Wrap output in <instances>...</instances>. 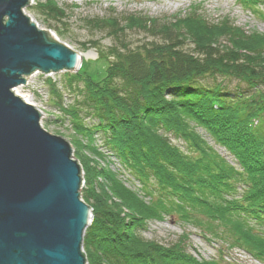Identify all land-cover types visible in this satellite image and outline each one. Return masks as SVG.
I'll return each mask as SVG.
<instances>
[{"label":"trees","instance_id":"trees-1","mask_svg":"<svg viewBox=\"0 0 264 264\" xmlns=\"http://www.w3.org/2000/svg\"><path fill=\"white\" fill-rule=\"evenodd\" d=\"M30 8L53 28L65 16L51 0H34ZM132 20L119 21L114 15L90 19L113 39L109 47L92 46L105 62V77L97 83L84 74L65 71L60 81L44 80L48 92L75 132L89 139L100 132L104 144L148 185L154 197L139 216L161 219L169 215L191 221L224 236L228 244L242 247L264 264V90L260 89L264 40L248 35L259 50L246 47L245 54L213 41V45L207 42L194 49L195 40L176 35L174 24L168 22L166 28L156 30L143 18ZM216 24V29H224L216 34L217 40L229 35V42L244 38V32L228 22ZM137 26L150 32L151 40L127 43L125 29ZM65 92L74 101L63 107ZM84 120L88 125L82 124ZM196 125L218 142L234 146L231 150L242 170H233L218 156L196 133ZM166 132L182 138L188 151L170 143ZM76 152L79 156L78 148ZM79 161L85 179L81 196L92 209L83 248L98 256V261L87 257L88 264H221L195 261L184 241L165 246L144 239L138 232L143 218H121L116 205L101 199L103 187L95 192L90 163L81 156ZM261 162L263 166L253 165ZM238 185L241 197L235 194ZM227 195H234V200H227ZM251 221L259 226V233Z\"/></svg>","mask_w":264,"mask_h":264},{"label":"rangeland","instance_id":"rangeland-1","mask_svg":"<svg viewBox=\"0 0 264 264\" xmlns=\"http://www.w3.org/2000/svg\"><path fill=\"white\" fill-rule=\"evenodd\" d=\"M51 2L59 9H62L65 14L62 23L54 24L55 28L48 25L47 22L42 20L41 16L30 8L34 4V0H30L29 5L24 8V13L40 29L47 30L55 40L77 52L81 56V64L75 72L84 74L97 83H100L105 77L106 69L105 62L98 58V54L92 46L97 44L99 48L109 47L113 44V39L106 31L97 29L89 22L93 18H107L110 15L116 16L119 21L126 18H131L133 19L132 21L143 18V20L147 21L146 25H150V28L154 25L156 30H163L169 22L174 24L173 27H170L173 28L171 29L176 35L179 32L181 35H189V38L195 40L194 49L200 48L201 45L207 42L213 45V41L216 45L220 44L219 47L225 46L228 49L232 47L233 50L238 49L239 53L245 54L246 47L248 50L256 47L255 44L253 45L250 42L253 38L249 37L250 35L264 40V0H253V2L249 3L245 2V0H51ZM218 22H228L233 25L235 29L244 32L243 36L245 39L235 38L233 42H229L227 41L228 38L232 40L229 35L225 40L221 38L217 40L215 38L216 34L224 31L222 28L220 30L216 29L219 28L215 26ZM59 26H61V31H59ZM125 30L127 31L124 39L127 43L138 44L151 40L149 35L151 33L138 26L133 30L127 28ZM252 41L254 42L253 39ZM256 50L259 49L256 47ZM64 74L65 71L49 74L36 71L30 74L28 76V85H22L24 86L23 91L31 94V100L21 97L22 90L19 87L14 88V92L39 111V122L44 130L50 134L61 136L69 142L72 158L76 159L80 165L82 179L80 188L81 200H83L81 192L85 186V179L84 169L79 161V156L90 163V175L95 192L97 193V187H103L100 191L101 199L116 205L118 209L116 212L119 211L121 218L130 216H135L138 219L143 218V226L138 229V232L144 239L154 240L165 246L179 240L184 241L187 253L199 263L216 260L221 264H263L262 261L242 247L228 244L224 236L221 238L219 235L211 234L209 229H204L200 225L197 226L191 221L185 222L169 215H164L161 219H147L145 218L146 214L145 216H139L140 212L144 213L141 209L149 204L154 194L152 195L148 185L145 186L141 180L133 175L121 158L104 144L100 132H96L92 139L84 137L80 134L81 132H75L71 122L60 112L55 98L48 92L44 84V80L47 77L60 81ZM243 89L247 90L248 88L243 86ZM260 89L264 90V85ZM65 93L61 103L63 107L70 105L74 101L72 94ZM82 124L88 125V121L84 120ZM253 125L257 127L255 123ZM194 127L200 138L211 146L217 155L233 170H242V165L231 150L234 146L228 147L221 139L218 142L204 127L198 125ZM164 135L179 150L188 151L187 144L182 138L169 132ZM243 142H245V139ZM249 142L251 141L249 140ZM154 146L158 147L155 144ZM77 148L79 149V156L77 152L75 153ZM260 151H255V153ZM260 164L262 162L253 165L256 167L263 166V164ZM99 170L103 175H99ZM235 194L237 197H241L242 187L240 185H238ZM233 196L227 195L225 198L233 201ZM241 221L248 223L244 219H241ZM249 223L254 224L256 233H259V226L253 221ZM216 227L218 231L221 230L218 225ZM237 229L240 228L237 227ZM125 232L128 233V230ZM82 251L85 254L86 264H88L87 257L89 256L92 261H98L95 251L89 252L86 250L87 252L85 253L83 241Z\"/></svg>","mask_w":264,"mask_h":264},{"label":"water","instance_id":"water-1","mask_svg":"<svg viewBox=\"0 0 264 264\" xmlns=\"http://www.w3.org/2000/svg\"><path fill=\"white\" fill-rule=\"evenodd\" d=\"M29 3L0 0V264H86L92 216L80 198V165L14 93L36 71H77L81 56L24 13Z\"/></svg>","mask_w":264,"mask_h":264},{"label":"built area","instance_id":"built-area-1","mask_svg":"<svg viewBox=\"0 0 264 264\" xmlns=\"http://www.w3.org/2000/svg\"><path fill=\"white\" fill-rule=\"evenodd\" d=\"M28 82H29V79L27 77L24 86L28 85ZM24 86L23 85L18 86L22 90L21 91L22 92V96L21 97L25 98L26 100H31V94L29 92L26 93L25 91H23V87ZM23 92H24V94H23Z\"/></svg>","mask_w":264,"mask_h":264},{"label":"bare ground","instance_id":"bare-ground-1","mask_svg":"<svg viewBox=\"0 0 264 264\" xmlns=\"http://www.w3.org/2000/svg\"><path fill=\"white\" fill-rule=\"evenodd\" d=\"M27 78V77H26ZM15 90V89H14ZM15 93V92H14ZM25 99V98H24Z\"/></svg>","mask_w":264,"mask_h":264}]
</instances>
